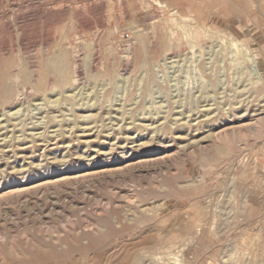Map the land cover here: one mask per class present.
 Returning a JSON list of instances; mask_svg holds the SVG:
<instances>
[{
	"label": "rangeland",
	"instance_id": "1",
	"mask_svg": "<svg viewBox=\"0 0 264 264\" xmlns=\"http://www.w3.org/2000/svg\"><path fill=\"white\" fill-rule=\"evenodd\" d=\"M0 264H264V0H0Z\"/></svg>",
	"mask_w": 264,
	"mask_h": 264
}]
</instances>
